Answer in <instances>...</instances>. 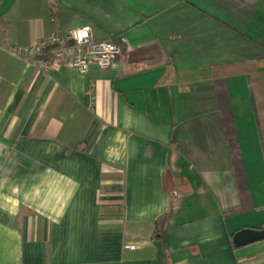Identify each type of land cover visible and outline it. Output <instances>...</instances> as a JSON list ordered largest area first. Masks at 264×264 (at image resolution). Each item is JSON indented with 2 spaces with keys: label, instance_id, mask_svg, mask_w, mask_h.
<instances>
[{
  "label": "crops",
  "instance_id": "0c3cea01",
  "mask_svg": "<svg viewBox=\"0 0 264 264\" xmlns=\"http://www.w3.org/2000/svg\"><path fill=\"white\" fill-rule=\"evenodd\" d=\"M82 25L115 68L9 51ZM258 27L264 0H0V264H264L232 241L264 228Z\"/></svg>",
  "mask_w": 264,
  "mask_h": 264
},
{
  "label": "built area",
  "instance_id": "2783aa9c",
  "mask_svg": "<svg viewBox=\"0 0 264 264\" xmlns=\"http://www.w3.org/2000/svg\"><path fill=\"white\" fill-rule=\"evenodd\" d=\"M125 40L114 42L110 39L96 41L89 25L51 33L39 44L13 47L9 51L22 58L42 73H48L61 66H70L85 74L93 65L100 69L115 68L123 53ZM135 248V245H125Z\"/></svg>",
  "mask_w": 264,
  "mask_h": 264
},
{
  "label": "water",
  "instance_id": "95a60500",
  "mask_svg": "<svg viewBox=\"0 0 264 264\" xmlns=\"http://www.w3.org/2000/svg\"><path fill=\"white\" fill-rule=\"evenodd\" d=\"M260 240H264V228L263 229L244 228L237 231L232 237L233 244L236 247L243 246Z\"/></svg>",
  "mask_w": 264,
  "mask_h": 264
},
{
  "label": "rangeland",
  "instance_id": "374dc122",
  "mask_svg": "<svg viewBox=\"0 0 264 264\" xmlns=\"http://www.w3.org/2000/svg\"><path fill=\"white\" fill-rule=\"evenodd\" d=\"M251 34L253 36H256V38H258V40H260V42L264 43V28L263 29H260L258 27L257 31H251Z\"/></svg>",
  "mask_w": 264,
  "mask_h": 264
},
{
  "label": "trees",
  "instance_id": "16d2710c",
  "mask_svg": "<svg viewBox=\"0 0 264 264\" xmlns=\"http://www.w3.org/2000/svg\"><path fill=\"white\" fill-rule=\"evenodd\" d=\"M158 224H159V219L155 221L156 229H157V227H158Z\"/></svg>",
  "mask_w": 264,
  "mask_h": 264
}]
</instances>
